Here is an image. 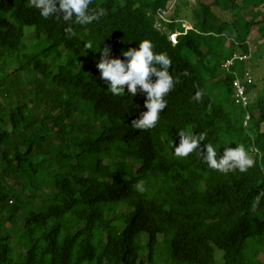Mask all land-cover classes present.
Listing matches in <instances>:
<instances>
[{
    "label": "trees",
    "instance_id": "16d2710c",
    "mask_svg": "<svg viewBox=\"0 0 264 264\" xmlns=\"http://www.w3.org/2000/svg\"><path fill=\"white\" fill-rule=\"evenodd\" d=\"M184 3L93 0L89 13L106 14L77 25L74 18L44 19L28 0H0V94L8 101L7 109L0 104V210L10 209L13 221L25 211L22 227L0 235V264H162L166 257L170 264H216L217 250L224 264H264V78L245 109L234 99V77L222 68L235 54L251 53L233 66L241 76L252 71L250 97L259 65L248 42L257 27L264 49V0ZM69 24L73 33L65 30ZM28 31L44 37L45 46L29 48ZM143 40L168 54L179 81L149 129L132 125L147 111L146 93L138 86L133 96L125 86L112 94L97 67L101 49H109V60H126L123 52ZM63 50L66 62L55 73ZM15 63L41 79L25 87L10 80ZM180 131L206 134L187 157L174 152ZM53 138L57 144L45 147ZM241 144L254 161L244 172L218 171L204 159L206 145L219 159L224 148ZM46 150L58 171L34 161ZM139 181L143 192L135 188ZM47 183L55 188L47 207H25L26 198L37 197L29 189ZM121 205L130 211L117 225L110 216ZM16 244L26 250L20 260Z\"/></svg>",
    "mask_w": 264,
    "mask_h": 264
},
{
    "label": "clouds",
    "instance_id": "9594fccd",
    "mask_svg": "<svg viewBox=\"0 0 264 264\" xmlns=\"http://www.w3.org/2000/svg\"><path fill=\"white\" fill-rule=\"evenodd\" d=\"M28 3L39 10L44 19L55 17L57 20L65 22L73 21L77 25L91 24L99 20L100 16L106 14L105 9L98 13H89V6L93 0H28ZM59 5V7H57ZM68 33H73L71 24L65 29ZM91 44H86L85 48L90 49ZM154 45L149 40H143L138 48H131L124 51L123 56L126 60L111 59L109 49H101L102 61L97 65L101 70L100 78L107 82L108 90L114 95H120L127 91L135 96L139 91L146 93L145 108L146 112L141 117L133 121V126L138 129L154 128L160 117V113L167 107L165 97L174 88V81L169 69L172 66V60L166 52L155 53ZM155 77V80H153ZM202 93L197 91L196 99H200ZM206 134L200 133L193 135L180 131L178 137L180 143L175 146L174 152L178 157H187L194 150L200 147V142L205 139ZM204 159L209 167L218 171L227 172L239 169L241 172L251 167L254 161L250 158L244 145H238L235 148H224L223 154L219 159L215 156V150L211 145L204 146ZM135 188L143 192L144 182L139 181Z\"/></svg>",
    "mask_w": 264,
    "mask_h": 264
},
{
    "label": "rangeland",
    "instance_id": "374dc122",
    "mask_svg": "<svg viewBox=\"0 0 264 264\" xmlns=\"http://www.w3.org/2000/svg\"><path fill=\"white\" fill-rule=\"evenodd\" d=\"M177 1H178L177 5L182 4V6H183V4H185L184 2L187 1L192 6V8L196 7L197 2H198V0H177ZM182 1H184V2H182ZM203 1L204 2H211L212 0H203ZM191 6H189L190 9H191ZM181 26L183 27V25H181ZM29 30H31V29H29ZM178 30L181 31L182 28L180 26H178ZM171 39H172V41H175V40H177V37H175V35L174 36L171 35ZM25 43L29 48H34V47L45 46L46 41H45L44 37L42 39H37L34 36V34L32 33V31H28V35L25 39ZM248 43H249L251 51L256 52L255 54H258L257 64L259 65L258 68L253 71L255 74V84H256L255 89L253 91H251V94H250V99L253 100L255 98V95L257 94V92L260 90L261 85H262V80L264 78V49H262V47L260 45L261 42L258 39L257 27H255L253 29ZM62 52H63V56L57 61V64L55 65V67L53 69V71L55 73H58L59 67L66 62V51L63 50ZM18 67H19V64L15 63V64L11 65L8 72H9V74H11L10 80H13L17 77V79L20 81L21 86L25 87L28 84V82L35 81L36 79H41V77L38 73H36L34 71L30 72V73H24V72L17 70ZM70 95L71 94H69V93H65L63 95L64 100L68 101V99L70 98ZM0 104L2 105V107L7 109L8 101L5 100L1 94H0ZM75 114H76L77 118L79 119V122H85V117L82 115L81 111H77ZM27 131L30 135L33 134L31 128ZM52 144L53 145L57 144V141L54 138L51 139L45 145V147L51 146ZM252 157H254V155H252ZM34 161L36 163H40L44 168L48 169L51 172L59 170L58 164L56 162H54L53 156H51L49 154V152H47V150L45 152H43L42 155H39L38 157H36L34 159ZM105 162L110 163L109 158L105 157ZM139 165L140 164H137V166H139ZM41 188H42L41 190L29 189L28 194H31L32 196H37V197L34 201L30 200L29 198H26L25 204L26 203H28V204L33 203V205L38 207V209H44L45 207H47L48 198H49V196L54 194L55 188H53L49 183L45 184ZM9 203H10V205L15 204V203L11 204V202H9ZM20 207H22L23 210H25L23 203H20ZM25 207H27V204L25 205ZM129 211H130V209L128 208L127 205H121L117 208L115 213L112 214L110 217H113L116 220L115 223L118 225L121 223L122 216ZM24 212L25 211H21L18 215L17 220L13 221L12 219L9 218L11 215L10 209L5 208L2 211L0 210V235L1 234H3V235L9 234L12 231H15L18 228L22 227L23 220L25 219ZM159 239L162 241L164 239V237L160 236ZM144 244H146V236L144 237ZM15 248L17 251L18 260H20L21 255L25 254L26 250L22 246H20L19 244H16ZM145 253L147 254L148 250H146ZM215 259H216V264H224V251L217 250L216 254H215ZM170 263H171V261L168 257H166L162 262V264H170Z\"/></svg>",
    "mask_w": 264,
    "mask_h": 264
},
{
    "label": "built area",
    "instance_id": "2783aa9c",
    "mask_svg": "<svg viewBox=\"0 0 264 264\" xmlns=\"http://www.w3.org/2000/svg\"><path fill=\"white\" fill-rule=\"evenodd\" d=\"M158 15L161 19L167 21V12L159 11ZM187 29H190L191 26L187 25ZM177 37L176 34H172V36ZM176 42V40L174 41ZM252 52V51H251ZM251 58V53L249 55H240L235 54L233 57L227 59L222 68L230 75L234 77L233 79V87H234V99L238 105H241L243 108L247 109L250 105L251 99L247 92V88L250 85L254 84V77L251 70H247L242 76L239 75L235 70H233V66L235 65L236 61H248ZM250 119V116L247 115L245 126L247 125V121Z\"/></svg>",
    "mask_w": 264,
    "mask_h": 264
}]
</instances>
